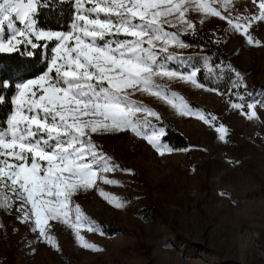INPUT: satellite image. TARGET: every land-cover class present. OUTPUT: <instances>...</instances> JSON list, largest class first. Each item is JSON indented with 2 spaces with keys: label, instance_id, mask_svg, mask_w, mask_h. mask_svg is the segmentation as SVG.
<instances>
[{
  "label": "snow or ice",
  "instance_id": "obj_1",
  "mask_svg": "<svg viewBox=\"0 0 264 264\" xmlns=\"http://www.w3.org/2000/svg\"><path fill=\"white\" fill-rule=\"evenodd\" d=\"M61 2V0H57ZM73 11L65 30L38 25L45 0H0V54L24 47L50 51L46 71L14 84L10 114L0 122V210H15L42 242L59 251L52 234L54 223L70 228L79 246L101 251L81 234L95 232L92 221L73 197L88 191L115 165L93 140V134L131 131L160 155L174 149L162 138L166 129L152 108L133 99L137 94L156 97L181 116H194L215 125V115L193 110L183 97L171 93L158 80L179 79L197 88V70L185 74L167 67L178 59L170 48L189 47L182 35L195 32L189 11L203 19L217 17L249 45L258 44L250 33L264 22V0H252L257 11H235L233 0H68ZM176 28V31L166 30ZM43 42V43H40ZM51 47L49 48V46ZM182 59V58H179ZM212 71L211 66L208 67ZM240 74L237 73V76ZM9 87L0 81V88ZM0 96V104L6 101ZM244 111L254 104H232ZM249 119L256 116L253 110ZM221 139L227 133L217 128ZM116 208L123 202L103 191Z\"/></svg>",
  "mask_w": 264,
  "mask_h": 264
},
{
  "label": "rangeland",
  "instance_id": "obj_2",
  "mask_svg": "<svg viewBox=\"0 0 264 264\" xmlns=\"http://www.w3.org/2000/svg\"><path fill=\"white\" fill-rule=\"evenodd\" d=\"M233 7L246 15L257 11L252 0H233ZM187 18L221 43L241 72L243 96L231 100L179 79L158 80L194 111L215 115V125H208L137 93L133 99L162 118H150L152 123L166 129L162 120L168 121L188 148L160 155L131 131L93 134L115 165L114 172L102 175L118 183L98 180L73 202L96 228L81 234L101 251L81 248L70 228L50 222L55 224L57 251L21 222L15 210H0V264H264V22L253 23L249 31L259 43L249 45L217 17L201 23V14L189 11ZM234 103L254 108L242 111ZM253 110L256 116L249 119L245 112ZM221 125L227 129L223 139L217 131ZM162 140L168 144L165 136ZM101 191L123 207H114ZM99 223L117 233L105 234Z\"/></svg>",
  "mask_w": 264,
  "mask_h": 264
},
{
  "label": "trees",
  "instance_id": "obj_3",
  "mask_svg": "<svg viewBox=\"0 0 264 264\" xmlns=\"http://www.w3.org/2000/svg\"><path fill=\"white\" fill-rule=\"evenodd\" d=\"M51 7L42 6L37 15L38 25L45 29L65 30V25L70 23L72 5L68 0H45ZM166 30L174 31L166 26ZM181 39L189 45L179 54L178 59L165 61L168 68L182 73L197 70V81L204 87L217 90L226 98L236 100L239 95L243 96L240 70L234 65L227 54L222 50L221 43L208 32L195 26V32L182 35ZM43 43V42H40ZM51 45L49 46V48ZM33 55H28V50L21 47L15 53L0 54V81L8 83L9 87L0 88V96L6 97V101L0 104V122H5L10 114L11 98L15 94L14 84L22 80L34 78L46 71V61L50 58V51L37 48ZM182 58V59H179ZM211 66L212 71L208 70ZM242 98V97H241ZM166 127L165 140L174 150L188 148L185 138L176 132L165 119L162 120ZM116 164L117 161H115ZM103 232L113 235L117 232L103 223H99ZM9 246V244H7Z\"/></svg>",
  "mask_w": 264,
  "mask_h": 264
}]
</instances>
